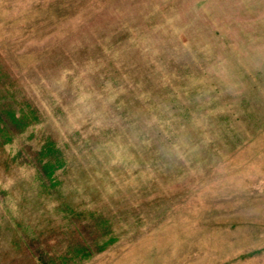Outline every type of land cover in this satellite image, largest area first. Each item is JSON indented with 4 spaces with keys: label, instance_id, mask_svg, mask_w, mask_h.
<instances>
[{
    "label": "rangeland",
    "instance_id": "obj_1",
    "mask_svg": "<svg viewBox=\"0 0 264 264\" xmlns=\"http://www.w3.org/2000/svg\"><path fill=\"white\" fill-rule=\"evenodd\" d=\"M38 254L264 264V0H0V264Z\"/></svg>",
    "mask_w": 264,
    "mask_h": 264
},
{
    "label": "trees",
    "instance_id": "obj_2",
    "mask_svg": "<svg viewBox=\"0 0 264 264\" xmlns=\"http://www.w3.org/2000/svg\"><path fill=\"white\" fill-rule=\"evenodd\" d=\"M95 242H96V240H95ZM95 242L93 241V245H94V246L96 245ZM88 246H90L89 243H88ZM36 258H37V261H38L39 264H48V263L46 262V260L44 259V257L41 256L40 254H38Z\"/></svg>",
    "mask_w": 264,
    "mask_h": 264
}]
</instances>
